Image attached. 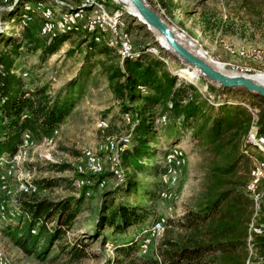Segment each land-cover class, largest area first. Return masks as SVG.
<instances>
[{"label": "rangeland", "instance_id": "rangeland-1", "mask_svg": "<svg viewBox=\"0 0 264 264\" xmlns=\"http://www.w3.org/2000/svg\"><path fill=\"white\" fill-rule=\"evenodd\" d=\"M13 1L16 0H0V39L3 38L1 42L4 45L10 46L11 41L12 45L17 47L18 40H8L4 34L11 35L13 32L18 34L24 28L22 22L27 21L24 13L17 25L6 21L9 16L4 11L9 12L14 8ZM62 1L67 0H46L36 3L35 6L32 5L33 3L22 8L20 6L15 13L11 14V18L14 19L22 11L25 12L33 7L35 9L38 4L55 9L60 14L67 8L66 3ZM144 1L160 14L177 35L186 43L188 42V45L190 44L195 53H199L204 60L217 69L224 73L236 74L233 72L235 71L241 75L254 76V78L255 76L264 77V0ZM103 2L106 5L108 17L114 12L121 14V29L128 34L133 55L142 53L146 56L149 54L146 50H152V55L149 56L164 63L167 70L177 78L176 86L190 85L197 93L202 94L200 96L203 98L208 96L209 86L218 88L199 73L182 64L170 52L165 51L157 37L128 14L122 4L113 0H103ZM84 21L85 19H81L75 23ZM30 23L31 21L27 25ZM39 24L40 20L36 19L29 25L31 32L37 37H41L38 32ZM58 34L68 36L55 54L44 56L39 50L29 51L23 48L16 51L12 57L14 59L11 69H14L15 76L23 83L25 91L47 85L52 95L60 91L72 93V102L75 104L74 113L66 121L64 120V123H61L52 135L43 137L38 143L34 141L33 146L26 151V160L14 176L38 186L35 195L23 199L29 200L34 197L39 201L45 200L54 204L66 203L72 210L75 209V203L81 202L79 212L76 217L74 216L72 224L62 229L63 234L48 246L47 253L41 258L37 255L24 254L2 235V229L8 224L17 223L15 225H18L20 217H14L5 221L6 224H0V264H111L116 258V248L125 242L120 241L114 244L112 239H109L102 244V236L109 231L105 229L95 232L94 226L97 210L103 202L102 196L113 192L116 194L107 196L104 200L107 202L113 200L115 205L127 202L150 211L151 215L146 221L148 230L146 229L143 233L135 257L147 256L149 253L154 255L155 249L160 245L163 232L158 238L153 237L149 244H145V239L151 234L149 228L156 222L163 220L165 224L167 219L182 215L184 205L195 201L202 189L211 155L191 139V129H187L184 135L179 137V142L173 146L180 149L185 157V163L180 173L175 176L174 185L170 187L165 198H162V194L169 188V180L163 176V179L159 181L155 171L163 166L165 152L173 148H168L171 144L169 145L167 136L174 130L168 126L157 130L153 127L151 133L154 137L151 136L149 139L153 150L150 165L142 171L131 169L129 171V175L134 177V182L137 184V191L130 188L128 183L124 188H116V185L120 184L123 171L120 172L121 177L114 180L106 169L100 175H104L102 179L106 181L105 186L97 188L92 182L85 188H90L93 192L82 197L84 191L72 186V181L79 178V171L84 168L82 158L84 152L89 149L98 152L97 148L108 142L119 143L124 146L118 153L121 165L120 157L126 148L127 140L129 141L130 118L128 115L119 114V107L108 89L105 72L107 66L119 64L122 61L112 50L107 56L99 54V48H101L99 45L94 47L93 51H89L90 40L86 39L83 33L73 34L66 29L53 33V35ZM153 51L156 52L155 55ZM184 70L186 73H183ZM193 72L195 74L192 77L190 74ZM23 74L26 75L23 76ZM144 92L145 90L141 89L140 93L144 94ZM249 95L245 91H235L220 103L231 104L248 114L250 121L247 133L253 120L258 128L259 111L264 109V100L255 96L251 98ZM160 111V108H156L155 118ZM102 120L105 121L106 127L101 129L98 128V122ZM177 132L179 134V131ZM245 135L241 136L239 145L240 176L245 178L247 184L254 163L264 162V157L255 148L246 146ZM2 156H8L7 151H4ZM59 165H64L66 168L60 171ZM8 186L14 198L21 200L17 184L8 182ZM260 186L261 210L264 206V181ZM126 190L128 192H124ZM144 193L147 197L142 199L141 195ZM0 197H5L7 201L10 199L2 191H0ZM259 214L260 211L253 210L250 220H253L255 226H262ZM249 230L251 231V228L248 226V233ZM257 236H262V233ZM136 237H139V232L134 233L130 239L134 241ZM249 244H247L246 264H264V253L259 246V239L254 237Z\"/></svg>", "mask_w": 264, "mask_h": 264}, {"label": "trees", "instance_id": "trees-1", "mask_svg": "<svg viewBox=\"0 0 264 264\" xmlns=\"http://www.w3.org/2000/svg\"><path fill=\"white\" fill-rule=\"evenodd\" d=\"M42 1L46 0H18L11 11H4L9 16L6 21L17 25L23 13L31 18V23L36 19L41 21V15L34 7L22 11L14 19L11 14L20 6L22 8L32 3L35 6ZM63 2L70 4V0ZM30 24L18 34H4L8 40H18V50L12 45L13 42L10 41L8 46L1 42L3 38L0 39V95L4 100L1 109L5 117V122L0 125V156L4 151L8 155L15 151L22 133H28L36 143L52 135L75 106L72 102L73 94L69 91L52 95L47 85L23 90V83L15 76L14 69H11L16 51L25 48L29 51L39 50L44 56L53 55L68 36L58 34L37 37L31 32ZM83 35L89 40L86 34ZM96 46L90 40L88 50L93 51ZM99 46L101 48L98 53L101 55L107 56L111 51L104 45ZM105 72L107 86L119 107V114L130 118L129 141L120 157L122 179L116 188H124L128 183L130 188L137 191V184L129 171H142L150 165L153 150L149 139L154 137L151 133L153 127L154 130L167 126L173 128L174 132L167 136L171 144L168 148L175 146L179 137L191 129V139L211 155L200 193L193 203L184 205L182 215L166 220L159 234L163 232L160 245L154 255L149 253L147 256L135 257L147 229L146 221L151 215L150 211L127 202L115 205L113 200H104L116 192L102 196L103 202L97 210L94 231H109L102 236V244L109 239L114 244L125 242L116 248V258L111 264H246L247 228L254 207L245 192L246 180L240 176L239 145L241 136L248 134L250 119L240 108L220 104L235 91L209 86V94L203 98L190 85L176 86L177 78L167 70L164 63L149 55L138 59L126 58L119 64L107 66ZM141 89L145 90L144 94L140 93ZM156 108L161 111L155 118ZM258 128L259 135L264 136V109L259 111ZM65 168L64 165L58 166L60 171ZM155 174L161 181L164 176L163 166L157 168ZM33 195L21 197L19 204L24 216L20 217L18 225L8 224L1 233L24 254L41 258L47 253L48 246L63 234L62 229L72 224L81 202L75 203V209L72 210L66 203L54 204L34 197L23 199ZM82 197H85L84 194ZM146 197L145 193L141 195L142 199ZM259 217L262 236L255 238L259 239V246L264 253V206ZM138 232L139 237L132 241L130 237Z\"/></svg>", "mask_w": 264, "mask_h": 264}, {"label": "bare ground", "instance_id": "bare-ground-1", "mask_svg": "<svg viewBox=\"0 0 264 264\" xmlns=\"http://www.w3.org/2000/svg\"><path fill=\"white\" fill-rule=\"evenodd\" d=\"M118 4H122L128 14L133 16L140 24H143L141 20L136 16L135 12L128 4L126 0H113ZM43 2V1H42ZM71 2H75V0H70V4L66 3V10L63 13L59 14V11H55L48 6H43L38 4L35 8V11L41 15L40 26L38 29L40 36H47L53 35L54 32H60L63 29L70 30L71 33H83L86 34L90 40L93 38V43L97 45H104L108 49L113 50L119 60H124L126 58L138 59L144 56V54L140 53L138 55H133V51L129 50L125 56V50H120L118 43L115 41V38L112 33H109V30L121 29V14L118 12H114L108 17L106 11V5L104 4L103 0H88V3L79 4L76 6H70ZM63 3V1H62ZM124 8V9H125ZM106 12V13H104ZM83 16H92L94 19H100L101 25H94L93 21L85 20L84 22H77V20L84 19ZM27 22H22V27L27 26V23L31 21V18L26 15L24 16ZM108 26V27H107ZM147 28V27H146ZM124 33V40L129 43L128 34L126 31L122 30ZM156 36V35H155ZM157 37V36H156ZM158 42L160 43L161 47L168 52L171 50L165 45V43L157 38ZM180 40L189 48H191L190 44L188 45L182 38ZM130 44V43H129ZM148 55H152V50H146ZM154 55L156 54L153 51ZM199 54V53H198ZM200 56V54H199ZM134 57V58H133ZM183 73H186L184 70ZM195 72L191 73L190 75L193 77ZM26 74H23L25 76ZM253 79L259 83L264 85V77L263 76H255ZM200 94V93H199ZM202 95V94H200ZM4 104V100L0 95V123L3 122V111L1 106ZM24 115L22 116V119ZM106 123L104 120L98 122V128H105ZM258 128L253 120V123L250 127V130L246 136L245 144L248 147L255 148L261 156L264 157V136H260L258 134ZM251 139H255V143L251 141ZM26 142V144H25ZM24 144V145H23ZM34 141L31 140L28 133L22 134V139L16 150L8 156L0 157V191L4 192L7 199L0 197V224H6L5 221H8L14 217H21L24 216L22 209L19 204V199L14 198L13 194L10 192L8 182H12L13 184L16 183L18 186V194L22 197L23 195H32L37 193V186L32 184L31 182H27L21 180L19 178H15L16 172H18L21 165L26 160V151L33 146ZM124 146H121L119 143L115 144L113 142H108L103 145H100L96 150L89 149L86 150L82 156L84 160V168L82 171H79V178H75L73 180V185L78 189H82L84 191V195L88 196L91 193L90 188H85L87 185L95 184L97 188H103L106 184L105 179L100 178V175L104 173L106 169L110 172V176L117 180L121 177L120 172L123 171V167L119 163L118 153ZM169 155H177L179 159H177L175 165V157H169ZM104 157V159H103ZM185 163V157L183 156L180 149L173 147L170 150H167L164 155L163 160V168H164V178L169 180V174H174V177L171 181L172 187L175 183V176L180 173L183 165ZM106 165V167H105ZM175 171V173H174ZM123 174V173H122ZM254 178V179H253ZM253 181V182H252ZM264 181V162L260 163V173L258 174V162L254 163L250 175L249 180L247 183L248 185L252 182V190L251 192L247 191L249 194L252 202L254 211H260V207L262 205V195L260 193V185ZM93 192V191H92ZM163 195V194H162ZM157 224H159L157 226ZM164 226L163 220L160 222H156L153 224L149 230L151 232L150 235L145 239L144 243L149 244L153 237L157 238L161 233ZM251 228L249 230L248 237H247V244L252 240V238L256 237L257 235L261 234L262 226L256 225L253 223V220L248 225ZM148 230V229H147ZM34 234V231H31ZM145 253V252H144Z\"/></svg>", "mask_w": 264, "mask_h": 264}, {"label": "water", "instance_id": "water-1", "mask_svg": "<svg viewBox=\"0 0 264 264\" xmlns=\"http://www.w3.org/2000/svg\"><path fill=\"white\" fill-rule=\"evenodd\" d=\"M131 6L142 25L161 39L171 50V54L182 64L199 73L210 84L224 91H245L259 99L264 100V85L257 83L253 77L241 74L224 73L198 53L187 47L164 21L160 14L152 9L144 0H126ZM14 1L13 5L17 4Z\"/></svg>", "mask_w": 264, "mask_h": 264}, {"label": "built area", "instance_id": "built-area-1", "mask_svg": "<svg viewBox=\"0 0 264 264\" xmlns=\"http://www.w3.org/2000/svg\"><path fill=\"white\" fill-rule=\"evenodd\" d=\"M85 3H88V0H75V2H71V6H76L77 7V5L85 4ZM60 5H63V4H60ZM104 13H106V12H104ZM83 17H84L85 20L93 21L94 25H101V20L100 19H94V17H92V16H83ZM109 33L113 34V36L115 38V41L118 43V46L120 47V50H125V56H126V53L129 50L133 49L130 46V44L124 40V33H122V29L109 30ZM90 40H93V38H90ZM233 72L238 74V72H235V71H233ZM251 141H253V143H255V139H251ZM25 144H26V142H25ZM169 157H175V165H176L177 159H179L178 156L177 155H169ZM261 162L262 161H258V174L260 173V163ZM174 173H175V171H174ZM173 177H174V174H169V188L167 189V192H165L162 195V198H165V195H167V193H168V191L170 189L171 181H172ZM252 182H251V184L248 185V188H247V191H249V192H251V190H252ZM158 225L159 224H157V226Z\"/></svg>", "mask_w": 264, "mask_h": 264}, {"label": "crops", "instance_id": "crops-1", "mask_svg": "<svg viewBox=\"0 0 264 264\" xmlns=\"http://www.w3.org/2000/svg\"><path fill=\"white\" fill-rule=\"evenodd\" d=\"M73 113H74V110L72 111V113H71L69 116L71 117V115H73ZM69 116H68V117H69ZM68 117H67V118H68ZM67 118H66V119H67ZM66 119H65V121H66ZM63 123H64V122H63ZM57 129H58V128H57ZM57 129H56V130H57ZM54 132H55V131H54ZM261 185H262V184H261ZM260 187H261V186H260ZM245 192H246V191H245ZM247 196H248V195H247ZM185 205H186V204H185Z\"/></svg>", "mask_w": 264, "mask_h": 264}]
</instances>
